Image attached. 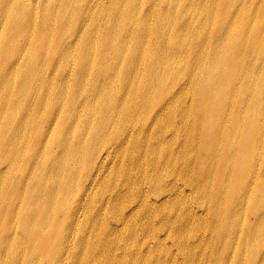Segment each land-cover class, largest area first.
Masks as SVG:
<instances>
[{"label":"bare ground","instance_id":"bare-ground-1","mask_svg":"<svg viewBox=\"0 0 264 264\" xmlns=\"http://www.w3.org/2000/svg\"><path fill=\"white\" fill-rule=\"evenodd\" d=\"M88 1L0 0V264H264V0Z\"/></svg>","mask_w":264,"mask_h":264},{"label":"rangeland","instance_id":"rangeland-1","mask_svg":"<svg viewBox=\"0 0 264 264\" xmlns=\"http://www.w3.org/2000/svg\"><path fill=\"white\" fill-rule=\"evenodd\" d=\"M92 1L93 0H89L86 3V5L91 4ZM138 2L141 5V6L140 5L139 6L142 7L144 10H146L149 7V4L147 3V0H138ZM239 2H241V0H239ZM245 4L251 7L255 3L247 0V1H245ZM125 5H126V7L128 6L127 4H125ZM109 7H110V0H96V1H94L92 3V8H90V9H94V21L96 22V25L94 27H100L101 30L104 28V22L105 21H103L102 18L104 17L103 15H104L105 11L107 13V10H108ZM106 13H105V15H106ZM84 15H85V12H84ZM106 23L108 25L109 20H107ZM88 24H89V20L87 19V16H86V18L84 20V25L87 26ZM4 32H5V26H4V22H2V23H0V44L3 43V42H5ZM57 33L58 32H56L55 34H57ZM73 35H77V34H75V33L71 34L69 32L68 35H67V41H72L73 38H74ZM43 54H44V52H42V57H43ZM49 59L51 61H56L57 60V58L54 57V55H52V54L49 56ZM8 61L10 62V64L11 63H21L22 62V59L19 56L15 57V58L12 57V56H10L8 58ZM66 68L73 69V70L75 69V71H76V62L73 61V60H70L67 63V67ZM18 70H19L18 72L20 73V71H21V65L19 66ZM260 169L262 170L263 168L260 167ZM101 188L100 189L97 188V189H95V191L96 192H98V191L100 192L101 190H103L105 188V185L103 184L101 186ZM109 193H110V190L109 189L108 190L106 189V194L108 195ZM94 195H96V194H94ZM94 202H95V197H94ZM251 216H252L251 214L248 215V218H249L248 220H251L252 221ZM60 219H62V216L60 217ZM60 219L58 220V223H59ZM56 228H57V225L52 226V229L54 231H56ZM67 230L68 229H67L66 224H64V226H62L60 228V232H65ZM97 231H98V229L97 228H94V237H95V234L97 233ZM160 237L163 239L164 238V233L160 234ZM59 244H60V241H59L58 245ZM43 245L45 247H48V245H45V243ZM151 245L152 244L150 243L149 246H151ZM164 247L171 252V256L172 257L174 256L175 257V260L178 263L181 261L182 254L180 253V251L177 248H175L174 246H171L170 240H165L164 241ZM201 248L204 249V251H206V254H208V256H209V257L206 256V262H205V264H218L217 263L218 250L215 251V252L214 251L210 252V249L204 248L203 245L201 246ZM151 249H152V252H155L158 255L160 254V252L162 250L160 247H158V248H156V247L154 248L153 247ZM39 252L40 251H36L35 252V255L39 254ZM82 252H85V248L84 247L82 249ZM87 252L89 253L88 246H86V253ZM52 253H53V251H52ZM245 255L248 256L247 253ZM85 256H86V254H85ZM196 261H197L198 264H200L199 260H196ZM64 264H71V263L69 261H67ZM88 264H119V262L116 260L115 251L113 249L111 251H108V252L106 251L105 252V251H103L100 248V246L98 244H95L94 245V260H92L91 263L88 262Z\"/></svg>","mask_w":264,"mask_h":264}]
</instances>
